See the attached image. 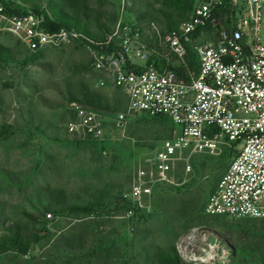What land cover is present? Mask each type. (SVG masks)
<instances>
[{
    "label": "rangeland",
    "instance_id": "1",
    "mask_svg": "<svg viewBox=\"0 0 264 264\" xmlns=\"http://www.w3.org/2000/svg\"><path fill=\"white\" fill-rule=\"evenodd\" d=\"M50 2L98 39L118 22L142 28L152 22H135L127 8L162 5L159 0ZM261 35L264 43V27ZM0 47L5 50L0 56V239L18 232L38 240L26 255L8 248L0 264H52L45 261L57 241L63 251L55 264H158L155 255L173 248L180 264H264V219L205 213L231 151L185 153L173 183L153 188L150 211L126 219L121 197L134 166L172 136L171 122L139 116L124 128L107 127L110 137L103 143L70 136L71 102L112 116L125 106L121 92L99 86L104 76L92 70L76 45L46 48L36 60L10 35L0 36ZM57 201L63 210L52 214L47 209ZM86 206L88 212H76Z\"/></svg>",
    "mask_w": 264,
    "mask_h": 264
},
{
    "label": "built area",
    "instance_id": "2",
    "mask_svg": "<svg viewBox=\"0 0 264 264\" xmlns=\"http://www.w3.org/2000/svg\"><path fill=\"white\" fill-rule=\"evenodd\" d=\"M48 7L0 0V36L10 35L30 55L73 44L118 89L123 110L71 102L70 136L106 142L107 127L124 128L139 116L165 118L172 136L145 156L121 197L125 218L148 213L155 186L173 183L185 153L232 152L229 166L208 198L205 213L264 219V0H198L177 28L118 22L103 39L75 29L50 31ZM47 220L52 214H46Z\"/></svg>",
    "mask_w": 264,
    "mask_h": 264
},
{
    "label": "trees",
    "instance_id": "3",
    "mask_svg": "<svg viewBox=\"0 0 264 264\" xmlns=\"http://www.w3.org/2000/svg\"><path fill=\"white\" fill-rule=\"evenodd\" d=\"M21 1L26 4L31 5L36 10H38L39 5H41V4H37L36 0H21ZM48 1H49V4H46V6L49 9L52 20L47 21L46 27L50 31H55L60 28L75 29L91 37H95L90 32H88L83 25H79V23L74 17H71L70 15L65 13L63 8L59 4L51 3L50 0ZM168 29H175V28H168ZM3 53H5V50L2 47H0L1 57H4ZM39 55L40 53L35 54V55H30L29 59L36 60L38 59ZM85 97L86 99H88L87 101L89 103L94 102V99L90 95H86ZM162 119H165V118H162ZM47 210L51 211L52 214H60L63 209H62L61 203L57 201V202H54V204L51 207H49V209ZM88 211H89L88 206L76 210V212H79V213L88 212ZM37 242L38 240H36L35 238L34 239L24 238L18 232H13L10 236L3 237L0 239V254H3L6 250H8V248H12V249L19 250L23 252V254L26 255L28 252H30V249L33 248L37 244ZM67 247L71 248L72 250L74 249V247H72L71 244L64 245V248H67ZM49 251L52 254V258L51 259L49 258V260L45 262L46 263L52 262V264H55L57 262L61 263L62 261L61 253L63 251V248L58 245V241L52 243V245L49 247ZM155 259L158 264H180V258L174 248L169 253L168 252L157 253L155 255Z\"/></svg>",
    "mask_w": 264,
    "mask_h": 264
},
{
    "label": "crops",
    "instance_id": "4",
    "mask_svg": "<svg viewBox=\"0 0 264 264\" xmlns=\"http://www.w3.org/2000/svg\"><path fill=\"white\" fill-rule=\"evenodd\" d=\"M161 7L154 8L148 3L145 7L127 8L126 12L130 19L135 22L148 21L156 22L165 28H176L181 20L187 18L198 0H159ZM142 8V9H141Z\"/></svg>",
    "mask_w": 264,
    "mask_h": 264
}]
</instances>
